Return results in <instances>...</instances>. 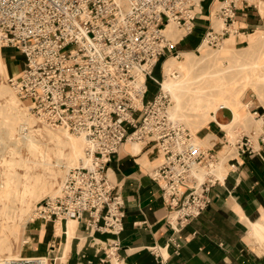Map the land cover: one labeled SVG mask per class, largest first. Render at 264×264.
Returning a JSON list of instances; mask_svg holds the SVG:
<instances>
[{
  "label": "built area",
  "instance_id": "obj_1",
  "mask_svg": "<svg viewBox=\"0 0 264 264\" xmlns=\"http://www.w3.org/2000/svg\"><path fill=\"white\" fill-rule=\"evenodd\" d=\"M238 1L0 0L1 42L26 58L7 82L44 125L86 141L81 164L69 169L56 195L36 203L31 221L76 219L89 234H121L125 199L109 167L130 141L156 147L162 155L151 177L162 188L167 220L175 231L208 208L219 158L170 118V98L162 92L161 80L165 60L183 54L180 43L194 32L204 4L218 2L213 16L223 25L217 27L211 19L197 51L222 46L235 31ZM150 81L157 91L146 100ZM250 112L263 122L257 136L263 144L264 111L252 107ZM27 131L21 129L18 139ZM242 146L256 150L250 136ZM202 168L213 170L202 177ZM118 249L113 239L105 260L118 258ZM6 264L51 260L39 255L10 258Z\"/></svg>",
  "mask_w": 264,
  "mask_h": 264
},
{
  "label": "crops",
  "instance_id": "obj_2",
  "mask_svg": "<svg viewBox=\"0 0 264 264\" xmlns=\"http://www.w3.org/2000/svg\"><path fill=\"white\" fill-rule=\"evenodd\" d=\"M217 4H204L194 32L180 43L181 50H197L210 20L214 22L213 8ZM234 28L231 35L236 44L248 45L250 37L264 32V0H239ZM10 49L2 47L9 75L13 73V57L7 53ZM250 103L264 111V103L259 100ZM214 116L207 135L220 142L208 149L216 152L219 161L224 144L234 150L227 153L224 175H216L219 178L209 192L208 208L181 230L175 231L167 220L162 188L151 177L161 162L156 147L141 143L136 150L127 142L114 154L109 167L110 177L125 199L122 233L89 234L80 220L38 219L26 227L22 253L46 256L51 264H264V143L242 127L238 128L236 142H232L222 124L233 121V110L220 108ZM247 136L255 151L243 148ZM75 220L74 233L70 234V221ZM113 239L119 243L118 258L105 260Z\"/></svg>",
  "mask_w": 264,
  "mask_h": 264
},
{
  "label": "rangeland",
  "instance_id": "obj_3",
  "mask_svg": "<svg viewBox=\"0 0 264 264\" xmlns=\"http://www.w3.org/2000/svg\"><path fill=\"white\" fill-rule=\"evenodd\" d=\"M214 23L217 27L223 25V21L220 18L214 19ZM176 33H178L177 30ZM261 34H264V32L256 33L255 35L249 38V42H251V40H255L257 36ZM232 38H235V36L231 35L230 37H227L223 45L217 48L202 47L200 51L194 50V55H192V59L194 60V68L192 70H189L188 67H174L172 70L173 72H176L177 75H179L180 73H187L188 82L183 89H180L178 91V99H174L171 98V96H168L170 98L169 110L173 111L176 115V119L180 120V123L191 131L196 142L200 143L203 149L210 148L214 146L217 142H220V140L215 138L214 136H211L209 134L207 135V132L210 130V121L215 118L214 113L220 108H228L233 110V121L228 124H222V126L230 134V140L232 142H236L238 128L240 127L243 128L245 133L250 134L255 139H257V136L262 132V120L256 119L251 114L249 108L252 107V104L250 102L255 99L264 103V70L254 65L251 66L250 62L257 59V57H260V60L264 61V42L261 44L262 47H260V49L258 50H254L251 53L249 51L242 52V48L247 45L246 43H237L236 50L227 49V42ZM0 44L3 48L7 47L1 42V39ZM182 51L185 52L186 50ZM261 52L263 54L262 56ZM7 53L11 57H13V59L10 58L11 70L13 73H17L20 68L24 66L26 59L25 55L20 52L13 51V49H10L9 51H7ZM213 53L217 54L214 55ZM184 59H186V57L182 54L179 58H176V62L180 63ZM238 64H244L247 69H243L242 66H240V69H237ZM230 66H232V69H235L232 70ZM159 75L160 71L159 68H157L155 70V76L158 77ZM8 76L9 73L5 74V72L0 71V86H6L10 89V91L16 96L20 109H27L28 103L26 101H22L16 95L15 91L7 82ZM148 87L149 89L146 94V100L152 99L157 91V85H155V83L152 81L149 82ZM230 95H232V102L227 103V101L229 100L228 96ZM2 104H5V99L0 100L1 119L4 118L9 111V107H3ZM28 113L32 115L34 119H36V126L41 130L46 131L45 129H47V125H44L29 109ZM53 129L58 130L59 128ZM18 134L19 133H16L15 135L16 139L14 138V144H16V147H21L22 144L18 143L19 140H17ZM71 134L75 137L80 136L73 133ZM14 140L11 141L6 138L3 143H0V176H3L4 171L8 168L5 162V164L2 163L3 157L7 159H11L13 156L18 157L17 154L15 155L14 151L12 150V147H14V144H12ZM45 140L48 142L50 152L49 155L54 158L52 159V161L54 160V163H57V161H55V156L57 155L56 150L57 152L59 150H63V156L65 155V153H68L66 145L63 144L61 145V147L56 145V147L54 145L56 142L52 141V143L50 138H46ZM129 143L134 144L136 142L130 141ZM140 144L141 143H139V145ZM224 146L225 147L220 150L218 154L220 157V161L214 168L215 171H213V173L216 172L217 176H219L220 174L224 175L225 171L227 170V167L225 166V163L228 159L227 153L234 150L233 147L231 148L226 144H224ZM215 148L220 149L218 146H216ZM84 149L85 146L83 147L82 154H84ZM20 151L24 157H28L30 159L29 162L31 168L26 170L25 166L17 164L16 166L14 165V167H12V170L15 169L17 172H21V174L25 173L26 171H29L31 174L33 172L32 175H36L38 173H42L45 175L46 170L43 169L44 166L41 164V166L38 167V163L37 165H35L36 163L34 164V160H36V158L38 159V157L33 155V158L32 154L28 152V148H26L25 146H22L20 148ZM29 154L30 156H28ZM63 156L61 157L62 159L65 158ZM160 157L162 160V155H160ZM81 160L82 158L78 161V164H76L75 166L80 165ZM56 167L55 175L52 177V179L50 178V184L48 185V189L51 192H49L48 194H44L40 198H38V200L33 201L34 204L33 206H31L30 211L24 216L22 223L26 222V225H28V223L31 221L34 207L38 201L44 199L47 196L56 195L58 193V188L61 180L64 179L69 169H71L73 166L68 169L65 166H60V168L58 166ZM212 170L213 169L210 170L208 168H202L200 170L201 176L206 177L205 175ZM45 177L47 178L48 175H45ZM2 181L3 180H0V183ZM2 204L3 201L0 200V257L7 258L12 253H22V238L21 240H17L15 237L11 236L8 239H4V236L6 237L10 234L9 232L6 233L1 231V229L7 224L6 220L9 221V225L20 222V219L18 218L20 217V212L18 210L12 209V207H9L8 202L7 208H3L2 206H4V204ZM3 209H5V212H3ZM16 215L17 219L15 218ZM5 216L7 218H5ZM24 235L25 231L23 234V244L25 241Z\"/></svg>",
  "mask_w": 264,
  "mask_h": 264
},
{
  "label": "bare ground",
  "instance_id": "obj_4",
  "mask_svg": "<svg viewBox=\"0 0 264 264\" xmlns=\"http://www.w3.org/2000/svg\"><path fill=\"white\" fill-rule=\"evenodd\" d=\"M169 29L170 31H172L173 25H170ZM263 42H264V34H261L257 36L255 40H251V42H249L248 45L243 47L242 52L249 51L251 53L254 50H258L260 49V47H262L261 44ZM227 45H228L227 49L236 50L237 49L236 39L232 38L228 40ZM217 53H213V54L216 55ZM183 55L186 57V59H184L180 63L176 62V58L172 56L166 59L164 62L165 77L163 80H161L162 92L166 94L167 96H171V98H174V99L175 98L178 99V91L180 89H183L187 85L188 75L187 73L185 74L180 73L179 75H177L176 72L172 71L173 68L174 67H188L189 70H192L194 68V60L192 59V55H194V52L185 51L183 52ZM262 55L263 54L261 52V56ZM245 65L238 64L237 69H240V66H242L243 69H247ZM250 65L260 67L264 70V61L260 60V57H257V59L250 62ZM251 66H247V67H251ZM230 68L232 69V66H230ZM234 69L235 68H233L232 70ZM0 71L5 72V74H8L9 72L8 66L6 65V62H5L3 53H2L1 44H0ZM228 97H229V100L227 101V103H231L232 95ZM3 99H5V104H2L3 107H9V111H8V114L4 118L2 119L0 118V143H3L6 138L11 141L14 140V138L16 139L15 137L16 133H19L21 129H24V128L28 129L26 135H24L22 138H19V139L17 138V140H19L18 143L28 148V152H30L32 156L34 155L38 157V159L36 158V160L33 159L34 164L36 163L35 165H37L38 163V167H40L42 164L44 166L43 169L46 170L45 175H48V177L46 178L45 175L42 173L32 175L33 172L31 174L29 171H26L25 173L21 174V172L19 173L15 169L12 170V167H14V165L16 166L17 164L25 166L26 170L30 169L31 165L29 162L30 159L28 157H24L21 154L20 148L22 146L16 147V144H14L15 140L13 143L10 141L12 144H14V147H12V150L14 151L15 155L17 154L18 157L13 156L11 159H7L3 157L2 159L3 160L2 163L3 164L6 163L8 168L7 170L4 171L3 173L4 175L0 176V180H3L0 183V200L3 201V204H4V206H2L3 208L8 207V204H7L8 202L9 207H12V209L18 210L20 212V217H18L20 219V220L18 219L20 222L9 225L8 223L9 221L6 220L7 224L1 229V231L6 232V233L9 232L10 234L6 237L4 236V239H8L11 236L15 237L17 240L19 239L21 240L22 238V246H23V234L27 227L26 222L22 223L24 216L30 211L31 206H33L34 204L33 202L34 200H38V198H40L42 195L48 194L49 192H51L48 189V185L50 184V178L52 179V177L55 175L56 166H58L59 168L60 166H65L68 169L72 166L74 167L76 164H78V161L81 158H83L84 156V154H82L83 147L86 145L85 144L86 141L83 136L75 137L70 132L60 129V128L58 130H54L53 128L49 126H46L47 127V129H45L46 131L38 128L36 126L37 121L36 119H34L32 115L28 113V108L23 109V110L20 109L16 96L6 86H0V100H3ZM169 116L173 121L181 122L180 120L176 119L175 113L171 110H169ZM46 138H50L51 142L52 141L56 142L54 144L55 146L58 145L59 147H61V145L63 144L67 146L68 153H65L64 156L62 155L63 150H59L58 152L56 150L57 155L55 154L56 155L55 161H57V163H54L53 162L54 160L52 161V159L54 158H52L49 155L50 152H49L48 142L45 140ZM197 144L201 147L200 143H197ZM132 147H134L136 150H139L141 146L137 143H134L132 144ZM30 154L28 156H30ZM61 155L65 158L62 159ZM214 174L216 176V172ZM3 212H5V209H3ZM5 218L7 217L5 216ZM15 218L17 219V215ZM76 223H77L76 220L70 221V225H69L70 234L74 233ZM59 230L61 231V229ZM18 257H33V256H26L23 253H19V254L12 253L7 258L0 257V264H6L7 259L18 258Z\"/></svg>",
  "mask_w": 264,
  "mask_h": 264
}]
</instances>
